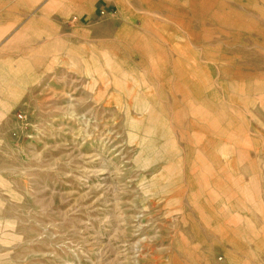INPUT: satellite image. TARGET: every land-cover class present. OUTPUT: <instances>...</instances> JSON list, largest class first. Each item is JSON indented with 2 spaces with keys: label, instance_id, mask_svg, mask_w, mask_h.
<instances>
[{
  "label": "rangeland",
  "instance_id": "1",
  "mask_svg": "<svg viewBox=\"0 0 264 264\" xmlns=\"http://www.w3.org/2000/svg\"><path fill=\"white\" fill-rule=\"evenodd\" d=\"M11 25L49 79L10 105L0 42V264H264V0H0Z\"/></svg>",
  "mask_w": 264,
  "mask_h": 264
},
{
  "label": "crops",
  "instance_id": "2",
  "mask_svg": "<svg viewBox=\"0 0 264 264\" xmlns=\"http://www.w3.org/2000/svg\"><path fill=\"white\" fill-rule=\"evenodd\" d=\"M7 31H9L10 33L7 34ZM6 34L7 36H5ZM0 42H6L1 51L8 52L11 55H13L14 53L21 54L18 52V49L24 47L25 45L35 48V45L33 44L34 39L31 35L28 34V31H26L25 28H22L20 29V31H18L13 28L12 25L10 27H0ZM48 50L49 49H47L46 51ZM23 55H27L26 58H24V60L22 61V64L24 62V66L27 67L25 77L18 73V75L14 74L9 77H3L1 79L16 84V87L12 90V94L8 97L10 105L18 103L31 105V101L33 98L41 97V95L39 94L41 93L42 84H44V82L48 81L49 79L48 77L43 76L42 73H38L36 71L37 68L40 69V67L44 65L42 56L43 54L31 53ZM14 92L16 94H14ZM36 95H38V97Z\"/></svg>",
  "mask_w": 264,
  "mask_h": 264
},
{
  "label": "bare ground",
  "instance_id": "3",
  "mask_svg": "<svg viewBox=\"0 0 264 264\" xmlns=\"http://www.w3.org/2000/svg\"><path fill=\"white\" fill-rule=\"evenodd\" d=\"M47 49H45L44 47H31V46H28V45H25L24 47L18 49V52L21 53V54H31V53H39V54H44L45 51ZM6 107H4L2 110L6 111Z\"/></svg>",
  "mask_w": 264,
  "mask_h": 264
},
{
  "label": "built area",
  "instance_id": "4",
  "mask_svg": "<svg viewBox=\"0 0 264 264\" xmlns=\"http://www.w3.org/2000/svg\"><path fill=\"white\" fill-rule=\"evenodd\" d=\"M18 118H19V119H21V120H23V119H24V117H23V115H22V114H19Z\"/></svg>",
  "mask_w": 264,
  "mask_h": 264
}]
</instances>
